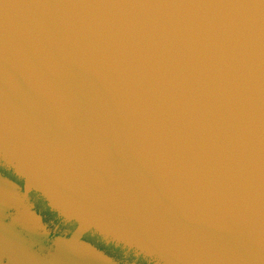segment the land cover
Wrapping results in <instances>:
<instances>
[{
	"label": "water",
	"instance_id": "95a60500",
	"mask_svg": "<svg viewBox=\"0 0 264 264\" xmlns=\"http://www.w3.org/2000/svg\"><path fill=\"white\" fill-rule=\"evenodd\" d=\"M0 264H264V0H0Z\"/></svg>",
	"mask_w": 264,
	"mask_h": 264
}]
</instances>
